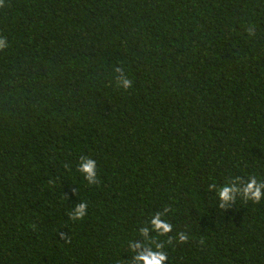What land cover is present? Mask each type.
I'll use <instances>...</instances> for the list:
<instances>
[{
  "label": "trees",
  "instance_id": "1",
  "mask_svg": "<svg viewBox=\"0 0 264 264\" xmlns=\"http://www.w3.org/2000/svg\"><path fill=\"white\" fill-rule=\"evenodd\" d=\"M0 44V264H264V0H0Z\"/></svg>",
  "mask_w": 264,
  "mask_h": 264
},
{
  "label": "clouds",
  "instance_id": "2",
  "mask_svg": "<svg viewBox=\"0 0 264 264\" xmlns=\"http://www.w3.org/2000/svg\"><path fill=\"white\" fill-rule=\"evenodd\" d=\"M0 46H2V44H0ZM128 81L125 80L124 81V85L125 87L128 86ZM82 167V170L84 172L87 173V178L90 180L91 177L94 175V164L93 162L89 161L88 163L84 164L81 166ZM227 191V190H225ZM246 192H251L252 194V198L254 200H259V196H260V193H259V188L258 186L255 185V182H250L247 189H246ZM222 195H225V193H222ZM225 198H227L225 196ZM181 239L183 240L184 237L181 236ZM141 259H145L146 260V264H159L160 260L164 259V257L162 255H156V256H149V257H141Z\"/></svg>",
  "mask_w": 264,
  "mask_h": 264
}]
</instances>
